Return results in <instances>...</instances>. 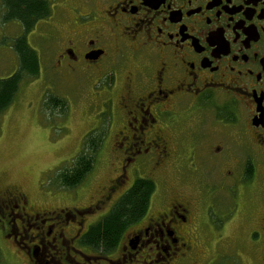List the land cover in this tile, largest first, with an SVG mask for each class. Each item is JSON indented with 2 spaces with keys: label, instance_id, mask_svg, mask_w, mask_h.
<instances>
[{
  "label": "flooded vegetation",
  "instance_id": "1",
  "mask_svg": "<svg viewBox=\"0 0 264 264\" xmlns=\"http://www.w3.org/2000/svg\"><path fill=\"white\" fill-rule=\"evenodd\" d=\"M56 4L59 70L109 80L104 106L118 175L72 208L39 210L1 188L7 238L30 264H264V0ZM180 157L198 184L183 178ZM131 171L163 184L158 207L127 227L113 251L96 250L87 235ZM170 171L173 184L198 192H174Z\"/></svg>",
  "mask_w": 264,
  "mask_h": 264
},
{
  "label": "rangeland",
  "instance_id": "2",
  "mask_svg": "<svg viewBox=\"0 0 264 264\" xmlns=\"http://www.w3.org/2000/svg\"><path fill=\"white\" fill-rule=\"evenodd\" d=\"M48 1L52 8L51 16L39 21L26 35L29 47L39 59V75L22 81L13 103L0 115V189L9 187L19 190L39 210L80 207L91 202L98 189L109 185L118 175L117 164L120 162V157L115 154L119 150L117 141L111 139L114 129H108L106 124L108 109L104 103L109 95L104 88L109 80L97 81V77H92L96 70H79L71 74L59 70L58 28L61 19L56 0ZM5 13L0 0V80L19 71L20 62L13 42L24 35V29L18 21L4 24ZM51 99L63 101L66 108L62 111L53 108L49 102ZM94 132L105 137L96 154L92 172L78 188L70 191L60 189L55 181L56 174L72 165L84 150L88 136ZM191 160L198 166L200 157H191ZM179 161L183 178L191 184H198L202 177L195 173L192 164L186 163V157H180ZM168 175L169 182L173 184L175 174L170 171ZM139 178L152 177L146 172L131 171L128 179L119 187V192L114 195V206ZM156 186L149 213L157 209L158 196L164 191L161 182H157ZM173 186L174 192L182 189L198 192L185 187L182 182L174 183ZM205 198L210 204L214 202L208 195ZM6 235L7 231L0 224L2 263L30 264L27 256L16 249ZM217 260V264H229L225 258L219 257Z\"/></svg>",
  "mask_w": 264,
  "mask_h": 264
},
{
  "label": "trees",
  "instance_id": "3",
  "mask_svg": "<svg viewBox=\"0 0 264 264\" xmlns=\"http://www.w3.org/2000/svg\"><path fill=\"white\" fill-rule=\"evenodd\" d=\"M2 2L6 10L5 21L20 22L24 35L13 42V49L20 62L19 71L7 79L0 80V115L13 103L22 81L39 75V59L36 52L29 47L26 35L33 30L38 21L47 19L52 14L51 4L47 0H2ZM49 102L53 108L61 111L66 108V104L58 99H51ZM104 137L105 135L98 136L96 132L88 136L84 150L72 165L56 174L55 181L60 189H75L84 182L94 168L95 157L103 144ZM155 190V183L151 180H136L111 212L90 229L86 242L96 250L113 251L127 227L147 214ZM0 264H3L1 251Z\"/></svg>",
  "mask_w": 264,
  "mask_h": 264
}]
</instances>
